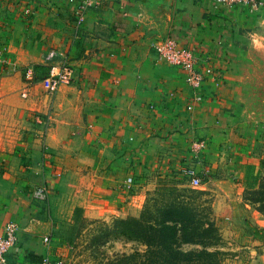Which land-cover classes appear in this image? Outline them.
Masks as SVG:
<instances>
[{
    "label": "crops",
    "instance_id": "0c3cea01",
    "mask_svg": "<svg viewBox=\"0 0 264 264\" xmlns=\"http://www.w3.org/2000/svg\"><path fill=\"white\" fill-rule=\"evenodd\" d=\"M261 1L229 8L211 0H100L75 36L80 0H0V234L9 221L19 228L5 264H39L68 211L106 222L137 217L146 194L185 168L217 193V216L235 194L257 188ZM166 38L194 49L204 75L198 92L179 68L157 61L154 48ZM53 50L69 59L74 78L50 98L42 79ZM28 69L33 80L22 98ZM195 94L202 99L187 110ZM49 112L43 133L35 116ZM37 188L43 199L34 198Z\"/></svg>",
    "mask_w": 264,
    "mask_h": 264
},
{
    "label": "rangeland",
    "instance_id": "374dc122",
    "mask_svg": "<svg viewBox=\"0 0 264 264\" xmlns=\"http://www.w3.org/2000/svg\"><path fill=\"white\" fill-rule=\"evenodd\" d=\"M255 83H260V79ZM205 183L206 180H201V185L193 188L181 175L163 177L159 194L151 196L148 192L146 199L160 202L177 196L176 200L189 206L195 220L204 226L207 222L213 223L216 241L206 249L217 250V264H264V216L246 199L252 190L235 194L236 200L228 202L225 213L217 216V193L207 190ZM144 205L145 202L141 211ZM113 220H88L79 209L64 213L48 237L50 258L62 264H150L143 254L145 246L120 236L113 229ZM181 249L190 251L202 247L185 244ZM137 251L143 255L135 256L128 263L121 261L122 256Z\"/></svg>",
    "mask_w": 264,
    "mask_h": 264
},
{
    "label": "trees",
    "instance_id": "16d2710c",
    "mask_svg": "<svg viewBox=\"0 0 264 264\" xmlns=\"http://www.w3.org/2000/svg\"><path fill=\"white\" fill-rule=\"evenodd\" d=\"M159 191L157 188L148 195L156 196ZM249 195L247 201L264 216V178ZM176 198L157 202L148 197L138 217L115 218L113 229L127 240L145 246L143 254L148 257L150 264H217V250L206 249L216 241L214 224L207 222L204 226L195 220L189 206ZM185 244L200 245L202 249L185 251L181 249ZM143 254L137 251L124 255L121 261L128 263L135 256Z\"/></svg>",
    "mask_w": 264,
    "mask_h": 264
},
{
    "label": "built area",
    "instance_id": "2783aa9c",
    "mask_svg": "<svg viewBox=\"0 0 264 264\" xmlns=\"http://www.w3.org/2000/svg\"><path fill=\"white\" fill-rule=\"evenodd\" d=\"M100 0H80L76 3V8L73 13V19L75 22V36L78 30L81 28L85 21L86 12L98 6ZM215 7L226 6L232 8L237 5L249 4L252 8H258L263 5L261 0H211ZM25 14L29 15L30 10L27 8ZM156 59L159 62H165L172 66L179 68L184 74V80L186 84L194 91H199L204 82V75L198 69V57L194 49L183 48L177 44L173 39L166 38L154 48ZM44 61L49 64L47 75L42 79L44 84L45 92L50 98H53L54 94L57 92L60 85L70 84L74 78V70L66 56H61L59 52L53 50L46 54ZM55 61H58L54 63ZM0 64H6L5 58L0 52ZM25 76L27 78L26 85L21 90V97L27 98L29 95V89L32 82V70L28 69L25 71ZM202 96L200 94H195L189 104L187 105V110H191L196 102H200ZM35 122L40 124L43 133H46L51 129L52 118L51 112L46 115H36ZM202 147L200 141H195L193 143V150L196 153ZM181 174L189 182L190 186L197 188L201 185L200 178L196 177L194 171L190 168H185L181 171ZM46 191L43 188H37L33 192V196L36 199H43L45 197ZM18 225L15 222H7L0 234V264H5L7 253L15 246L17 242ZM47 242V239H45ZM39 264H62L60 261L52 260L49 255L42 257Z\"/></svg>",
    "mask_w": 264,
    "mask_h": 264
}]
</instances>
